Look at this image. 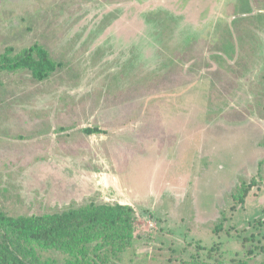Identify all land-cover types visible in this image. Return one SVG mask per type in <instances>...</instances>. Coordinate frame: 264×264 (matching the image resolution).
I'll list each match as a JSON object with an SVG mask.
<instances>
[{"label": "rangeland", "instance_id": "obj_1", "mask_svg": "<svg viewBox=\"0 0 264 264\" xmlns=\"http://www.w3.org/2000/svg\"><path fill=\"white\" fill-rule=\"evenodd\" d=\"M34 45L46 78L0 68L8 215L122 203L118 264H264V0H0V57Z\"/></svg>", "mask_w": 264, "mask_h": 264}, {"label": "trees", "instance_id": "obj_2", "mask_svg": "<svg viewBox=\"0 0 264 264\" xmlns=\"http://www.w3.org/2000/svg\"><path fill=\"white\" fill-rule=\"evenodd\" d=\"M56 65L37 45L0 57V68L27 69L36 80L46 78ZM246 193L244 189L242 194ZM135 221L134 208L122 203L89 202L53 213L19 216H10L0 207V264H118L119 254L133 242ZM37 247L59 250L66 259L42 260ZM207 256L187 264H246L244 259L224 263Z\"/></svg>", "mask_w": 264, "mask_h": 264}]
</instances>
